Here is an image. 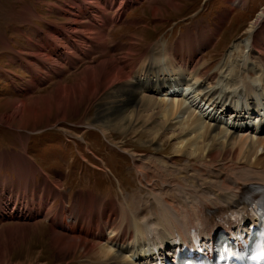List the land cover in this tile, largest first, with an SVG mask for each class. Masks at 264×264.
<instances>
[{"label":"bare ground","instance_id":"obj_1","mask_svg":"<svg viewBox=\"0 0 264 264\" xmlns=\"http://www.w3.org/2000/svg\"><path fill=\"white\" fill-rule=\"evenodd\" d=\"M63 1L65 2L60 0L55 4L45 1L44 4L49 11L56 9L58 15L67 20L65 24H49L47 29L32 24L33 28L29 31L31 38L28 37L26 46L35 48L33 54L30 53L31 57H34L33 62L38 61L41 55L47 52V63L35 77L33 76L31 89L24 87L27 89L26 94L44 83L43 76L57 74L60 78L68 74L70 70L65 64L74 69L77 68V62L79 65L84 58L92 60L91 56L94 54L88 50L89 45H93V49L98 51L99 48L94 45L97 44L104 51H101L102 59L97 62V66L85 67L80 71V81L76 80L71 85H63L60 82L51 95L43 97L49 102L48 113L52 111L49 104L54 101L59 117L67 121L69 109L77 110L79 114L80 104L93 102L96 106L93 121H90L87 114L86 122L83 121L81 125L98 130L103 136L112 137V133L137 134L140 131L149 137L152 144H158L160 147L164 144V136L169 135L168 139L175 141L174 157L197 159L207 163L206 166L216 167L217 170L221 169L222 164L233 163L234 159H237L235 164L239 166L232 171L231 182L225 180V177L218 179L222 170L218 172L216 179H200L201 184L198 186L204 189L199 190L203 195L189 194L188 200L190 199L191 203L178 196L181 199H177L174 204H164L161 216L158 215L157 218V214H153L154 222L150 224L152 219L142 221L140 217L132 216L127 211L128 206L122 207L119 213L114 202L100 203L90 191L79 192L74 198L73 207H70L65 199L66 194L61 190V182L53 186L48 183L47 176L43 184L35 185L34 176L31 175L38 171L37 165L30 161L27 152L12 153L9 157L5 153L2 156L16 168L12 167L18 175L19 190L22 189L20 193H16V189L10 190L9 195L25 198L24 192H28L31 186L35 190V194L29 191L34 194L33 198L37 191H42L40 193L43 194L35 197L39 202L36 207L32 205L35 210L32 208L30 213L27 212L24 204L17 211L14 209L16 212H4L0 221L6 218L17 220L20 224L16 228L21 234L18 235L19 232L15 230L16 236H22L25 240L32 238L30 233L33 231H40L42 220H49L51 246L61 257V261L71 259L67 264H148L156 254L152 251L153 245L161 246L173 242L172 238L176 235L184 237L193 225L201 224L203 234L211 235L220 229V218L229 213H245L247 206L243 200L255 187L264 184V12L259 14L256 20L259 35L263 36H256L253 30L248 32L247 40L236 41L230 46V60L221 61L216 72H210L208 63H202L200 60L201 63L198 66L196 64L201 53L199 44L188 53L180 51L179 48L187 42L185 40L184 44L182 41L181 44L176 42L178 45L172 47L167 43L151 46L144 58L137 60L138 54L133 53L137 44L135 37L136 39L131 41L133 44H123L127 54L118 59L116 51L121 46L115 44L110 36L114 23L124 15L111 19L108 17L109 12L112 13L117 7L123 8L125 5L132 7L142 4L143 0H96L88 4V12L79 10L78 6L81 5L78 3L90 0ZM229 1L238 5L235 0ZM168 5L174 10L180 6L174 0L169 1ZM19 13L27 19H32L33 16L38 20L41 18L33 8L26 6ZM122 13L124 14V11ZM158 15L162 16L163 12L154 9V16ZM87 19L90 22H86ZM27 21L32 23L31 20ZM35 37L37 40L33 39ZM206 38L210 40L208 42L211 45L215 35H208ZM46 39L48 43L43 44ZM2 41L3 45L9 46L6 40ZM203 44L206 47L207 41ZM242 46L245 51L235 61L231 60L235 51L238 52ZM29 48L24 47L17 55L22 57L24 51H31ZM64 54H68L70 58L63 59ZM254 54L259 56L257 65L250 62ZM94 66L96 67L93 68ZM39 103V99L35 98L29 105L23 101L20 105L12 104L14 112L11 116L0 118V122L12 125L19 118L25 121L26 117H31L38 110ZM147 112L158 113L159 118H143ZM252 117L262 121L261 132H257L259 127L255 132L244 128L248 118ZM57 199H60L63 205L55 209L52 203ZM156 222L158 225H154ZM6 229L7 240L5 243L0 240V264H12L13 252L19 246L18 242L13 240L16 234L14 228L8 226Z\"/></svg>","mask_w":264,"mask_h":264},{"label":"rangeland","instance_id":"obj_2","mask_svg":"<svg viewBox=\"0 0 264 264\" xmlns=\"http://www.w3.org/2000/svg\"><path fill=\"white\" fill-rule=\"evenodd\" d=\"M45 1L55 4L60 0ZM45 1L0 0V71L4 72L0 73V118L5 115L11 116L13 110H15L14 107H11L12 104L20 105L23 101L29 105L35 98L40 101L38 110L34 115L30 114L31 117H26L25 121L19 118L12 125L0 122V156L3 157L0 158V216L4 212L8 214L16 212L24 204V207H27V212L30 213V210L32 208L35 210L34 207L38 206L39 203L35 197L43 194L40 193L42 191H37L36 196L33 198L32 195L34 196L35 192L33 191L35 190L31 186L28 192H24L25 198L21 197L20 199L17 196L14 198L15 195H9L15 189L16 193H20L19 191L22 189L19 190L16 168L11 161H7V158L2 156L5 153L9 157L12 153L27 152L30 161L37 165L38 171H34L36 174L33 172L31 175L34 176L35 185L40 186V184H43L47 176L48 183L53 186H57V182H61V190L66 194L65 199L70 207H73L74 198L77 197L79 192L86 193L90 191L100 203L114 202L119 213L122 207L128 206L127 211L132 216L140 217L139 219L142 221L152 219L150 224L155 218L153 214H157L158 218L165 205L172 202L174 204L181 199L178 196L188 201L187 203H191L190 199L188 200L189 194L199 193V195H203L199 191L204 190L198 186V184H201L199 181L216 179L218 172L222 170L221 177L219 175L218 179L222 180L225 177V180L228 179L231 182L233 179L231 173L239 166L235 164L237 159H234L233 163L222 164L221 169L217 170L216 167L206 166L207 163L205 164L197 159L174 157L175 141L168 139L169 135L164 136V144L159 147L158 144H152L149 137L141 134L140 131V133L137 132L138 135L112 133V137H107L103 136L98 130L84 124L81 125L83 121L86 122L85 117L87 119V114L90 121H93L96 114V106L93 102L87 101L84 105L80 104L79 114L77 110L69 109L67 121L61 120V117H59L54 101L49 104V109L51 107L52 111L48 113L47 105L49 102L43 97L51 95L60 82L63 85H71L76 80L80 81L81 70L89 65L98 64L97 62L102 59L101 51L103 50L97 44L94 45L99 48L98 51L93 49V45H89L90 49L88 50L93 51L94 54L91 56L92 60L79 55L80 58H84V61L79 65L76 61L77 68L74 67L73 69L69 67L71 65L67 66L65 64V67L70 70L68 74H64V77L61 76L60 78L57 74L47 75L48 77L43 76L45 77L43 78L44 83L36 90H30L29 94H26V90L31 89L30 85L37 72L42 70L43 65L47 63L45 59L47 52L43 53L38 61L33 62L34 57H31V54L35 51V48L32 49L31 46H29L30 48L26 46L28 37L31 38L29 31L33 28L32 24L47 29L49 24L55 23L60 26L67 21L63 16L58 15L56 9L49 11L47 5L44 4ZM95 1L78 3L82 7L77 6L79 10L83 9L82 11L88 12V4ZM169 1L171 0H143L142 4L133 5L132 7L125 5L123 8L117 7L113 11L114 13L109 12L108 17L110 16L111 19L124 15L114 25L110 24V26L113 25L110 37L115 44L121 46L116 51L118 59L124 58L127 54L126 46L124 47L123 44H128L127 46L130 43L133 44L131 41L135 37L137 38V44L133 49V53L138 54L137 60L144 58V54L151 46L167 43L169 47H172L182 42L184 44L187 41V45L184 44L179 48L180 51L188 53L189 50L199 44L201 53L196 60L197 66L201 62H205L210 66V72H216L221 61L230 60L228 51L234 42L247 40L249 38L248 32L251 30L254 31L256 36H263L259 35L256 20L259 14L264 12V0H235L238 5L232 4L229 0H174L180 5L175 10L168 5ZM62 2L65 1L62 0ZM58 4L60 5V3ZM24 6L33 8L34 12L40 15V20L34 18V16L32 19L21 17L19 11ZM154 9H159L163 12V15L155 17ZM121 11H124V14ZM27 20H31L32 23ZM86 22H90V20L87 19ZM120 23L121 25H119ZM212 34L215 35V40L210 45L208 42L210 40H207L206 37ZM2 39L6 40L9 46L3 45ZM33 39H36V37ZM76 39L81 40L77 37ZM69 41L70 39L66 44ZM205 41H207L206 47L203 44ZM45 43H48L47 39L44 40L43 44ZM24 47L31 49V51H24L22 59H19L20 56L17 55V52H22ZM244 51L242 46L238 52L235 51L231 60L235 61ZM139 54L143 55L140 56ZM68 56V54H64L63 59H69ZM258 58L259 56L254 54L250 62L257 65ZM262 58H264V55ZM227 63L229 64L230 61ZM23 65L25 66L24 69ZM49 66L51 65L49 64ZM76 73L79 74L73 76ZM151 117L158 119L159 114L147 112L143 118ZM2 163L3 165H1ZM13 184H16V186H13ZM29 193L31 195L28 196ZM34 202L35 204H33ZM52 204L55 209L63 205L60 199ZM13 220L6 218L0 221L2 222L0 223V240H3L2 243L7 240L8 232L6 228L8 226L13 227L14 231H18L16 227L20 223ZM48 221L46 219L45 222L42 220L43 226L39 228L40 231L30 233L32 237L30 239L24 240L22 236L19 238L16 236L17 232L15 231L16 234L13 240L16 243L18 242L17 245L19 244L20 247H16L13 252L12 264H67L71 260L61 261V257L52 248L49 237L50 222ZM156 224L158 225L157 222L154 223V225ZM18 232V235H20L21 231ZM77 261L79 262V260Z\"/></svg>","mask_w":264,"mask_h":264},{"label":"crops","instance_id":"obj_3","mask_svg":"<svg viewBox=\"0 0 264 264\" xmlns=\"http://www.w3.org/2000/svg\"><path fill=\"white\" fill-rule=\"evenodd\" d=\"M14 41V40H13ZM15 42V41H14ZM12 44V43H11ZM14 45V44H13ZM17 50V49H16ZM11 51V50H10ZM13 52V51H12ZM16 53V52H15ZM18 57V56H17ZM19 59H22V57H18ZM21 66H22V64H21ZM20 66V67H21ZM24 69V68H23ZM6 71V70H5ZM0 73H4L3 71H0ZM10 73V72H9ZM11 74V73H10ZM7 75V74H6Z\"/></svg>","mask_w":264,"mask_h":264}]
</instances>
